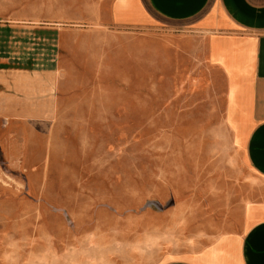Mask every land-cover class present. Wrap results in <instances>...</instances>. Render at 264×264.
<instances>
[{"label": "crops", "instance_id": "obj_1", "mask_svg": "<svg viewBox=\"0 0 264 264\" xmlns=\"http://www.w3.org/2000/svg\"><path fill=\"white\" fill-rule=\"evenodd\" d=\"M7 5L10 15L0 18V197L13 207L26 204L27 188L44 197L48 166L68 154V138L87 135L80 125L94 122L75 114L79 67L94 60L100 65L105 57L94 55L87 48L90 38L79 34L101 30L107 43L119 36L134 59L147 39L159 48L173 46L211 70L222 101L212 135L164 133L160 149L171 151L168 158L177 168L169 175L159 171L156 178L175 200L180 191L192 194L177 200L185 219L168 239V253L144 264H215L216 256H227L226 264H264V0H7ZM84 104L108 106L104 99ZM216 139L218 146L211 148L209 141ZM5 250L0 248V264H13Z\"/></svg>", "mask_w": 264, "mask_h": 264}, {"label": "rangeland", "instance_id": "obj_2", "mask_svg": "<svg viewBox=\"0 0 264 264\" xmlns=\"http://www.w3.org/2000/svg\"><path fill=\"white\" fill-rule=\"evenodd\" d=\"M10 13L7 0H0V18ZM79 36L90 38L87 48L105 57L100 65L94 60L79 67L75 114L94 122L80 125L87 135L68 138V154L48 166L44 197L27 188L26 204L16 208L0 197V210H8L0 213V248L13 264H144L168 253L167 241L185 219L177 200L192 192L180 191L175 200L156 178L177 168L168 158L171 151L160 149L164 133L212 135L220 121L218 76L180 50L139 36L147 42L134 59L119 36L108 43L101 30ZM93 99L108 106L84 104ZM209 142L213 148L220 140ZM13 225L20 229L14 235Z\"/></svg>", "mask_w": 264, "mask_h": 264}]
</instances>
